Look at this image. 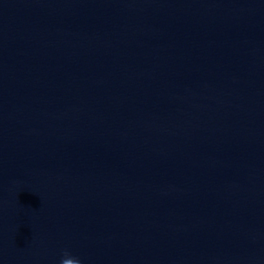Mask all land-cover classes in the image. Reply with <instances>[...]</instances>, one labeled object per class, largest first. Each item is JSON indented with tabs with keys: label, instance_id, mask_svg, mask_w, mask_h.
Masks as SVG:
<instances>
[{
	"label": "clouds",
	"instance_id": "1",
	"mask_svg": "<svg viewBox=\"0 0 264 264\" xmlns=\"http://www.w3.org/2000/svg\"><path fill=\"white\" fill-rule=\"evenodd\" d=\"M60 264H82L81 260L75 257H71L70 254L65 251Z\"/></svg>",
	"mask_w": 264,
	"mask_h": 264
}]
</instances>
